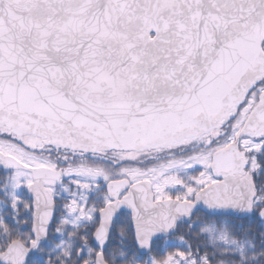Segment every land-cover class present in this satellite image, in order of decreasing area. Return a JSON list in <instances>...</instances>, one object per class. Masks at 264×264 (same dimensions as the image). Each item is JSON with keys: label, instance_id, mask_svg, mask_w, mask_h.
I'll return each mask as SVG.
<instances>
[{"label": "snow or ice", "instance_id": "snow-or-ice-1", "mask_svg": "<svg viewBox=\"0 0 264 264\" xmlns=\"http://www.w3.org/2000/svg\"><path fill=\"white\" fill-rule=\"evenodd\" d=\"M0 264H264V0H0Z\"/></svg>", "mask_w": 264, "mask_h": 264}]
</instances>
